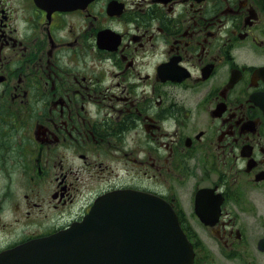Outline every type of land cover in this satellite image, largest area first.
<instances>
[{
  "label": "flooded vegetation",
  "instance_id": "1",
  "mask_svg": "<svg viewBox=\"0 0 264 264\" xmlns=\"http://www.w3.org/2000/svg\"><path fill=\"white\" fill-rule=\"evenodd\" d=\"M51 5L0 0V253L133 190L264 264V0Z\"/></svg>",
  "mask_w": 264,
  "mask_h": 264
},
{
  "label": "water",
  "instance_id": "2",
  "mask_svg": "<svg viewBox=\"0 0 264 264\" xmlns=\"http://www.w3.org/2000/svg\"><path fill=\"white\" fill-rule=\"evenodd\" d=\"M57 8L89 0H45ZM192 246L169 203L145 192L98 197L81 221L0 254V264H192Z\"/></svg>",
  "mask_w": 264,
  "mask_h": 264
},
{
  "label": "rangeland",
  "instance_id": "3",
  "mask_svg": "<svg viewBox=\"0 0 264 264\" xmlns=\"http://www.w3.org/2000/svg\"><path fill=\"white\" fill-rule=\"evenodd\" d=\"M31 198H33L35 200L34 196H31ZM202 240L205 243L204 244L205 245V253L208 255V258H204V262L202 264H213L212 261L210 260V254L212 253V248H211L212 247V241L210 240L209 235L207 233L203 236ZM210 250H211V253H210ZM216 254H217V257H216L217 260H215V262L217 264H233L231 260L229 261L226 258V252L224 249L220 248L219 251H216Z\"/></svg>",
  "mask_w": 264,
  "mask_h": 264
}]
</instances>
